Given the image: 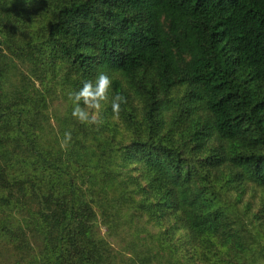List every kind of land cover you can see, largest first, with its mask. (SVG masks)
<instances>
[{
  "label": "trees",
  "instance_id": "1",
  "mask_svg": "<svg viewBox=\"0 0 264 264\" xmlns=\"http://www.w3.org/2000/svg\"><path fill=\"white\" fill-rule=\"evenodd\" d=\"M0 264H264V0H0Z\"/></svg>",
  "mask_w": 264,
  "mask_h": 264
},
{
  "label": "clouds",
  "instance_id": "2",
  "mask_svg": "<svg viewBox=\"0 0 264 264\" xmlns=\"http://www.w3.org/2000/svg\"><path fill=\"white\" fill-rule=\"evenodd\" d=\"M111 87V79L106 73H100L97 77L95 85L92 81H85L83 88L74 94L76 107L73 110V116L80 120L81 123H98L95 115L89 116L86 109L79 106V101L82 99L88 109L100 110V101L108 99V90ZM71 98V97H70ZM126 102L125 98L119 94L112 99L113 111L119 113L121 103ZM66 140L71 139V133H65ZM63 146V144H62Z\"/></svg>",
  "mask_w": 264,
  "mask_h": 264
},
{
  "label": "rangeland",
  "instance_id": "3",
  "mask_svg": "<svg viewBox=\"0 0 264 264\" xmlns=\"http://www.w3.org/2000/svg\"><path fill=\"white\" fill-rule=\"evenodd\" d=\"M113 241H114L113 243H114L115 245L119 246V244H118L119 238H114Z\"/></svg>",
  "mask_w": 264,
  "mask_h": 264
}]
</instances>
